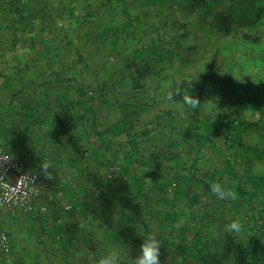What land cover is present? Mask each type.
<instances>
[{
	"label": "crops",
	"instance_id": "obj_1",
	"mask_svg": "<svg viewBox=\"0 0 264 264\" xmlns=\"http://www.w3.org/2000/svg\"><path fill=\"white\" fill-rule=\"evenodd\" d=\"M143 1L0 0V143L52 181L41 197L42 215L4 214L0 224L11 252L0 250V264H86L81 251L62 255L63 246L48 240L52 234L43 223H52L54 235L70 234L79 222L84 226L81 215L65 205L76 209V196L94 208L90 191L102 183L101 149L116 148L129 137L144 164L138 170L147 174L145 160L157 139L189 136L195 112L193 104L183 103V96L186 102L191 98L183 87L201 84L209 61L198 60L189 41L177 60L171 39L185 38L179 10L169 15L151 5L147 11ZM185 29L186 38L196 33ZM156 31L166 40L154 48ZM165 89L176 91L174 107L161 104ZM168 113L184 117L168 119ZM151 126L159 130L153 140L143 134ZM49 161L54 168L45 169ZM115 191L104 198L122 196ZM103 196L94 195L100 201Z\"/></svg>",
	"mask_w": 264,
	"mask_h": 264
},
{
	"label": "trees",
	"instance_id": "obj_2",
	"mask_svg": "<svg viewBox=\"0 0 264 264\" xmlns=\"http://www.w3.org/2000/svg\"><path fill=\"white\" fill-rule=\"evenodd\" d=\"M145 5L147 11L153 5L169 15L174 8L179 10L178 29L185 38L171 39L177 60L186 55L189 41L198 60L209 61L202 83L183 87L198 101L189 116V136L181 134L179 141L157 139L155 151L145 160L148 175L138 170L144 164L129 137L116 148H100L104 160L98 170L103 179L90 191L94 208L76 196V209L69 203L68 211L81 215L84 226L79 222L70 234L54 235V226L46 221L44 231L52 234L48 240L60 242L62 255L81 251L86 264H96L114 244L122 246L129 258L138 255L143 239L137 231L143 226L162 243L160 264H264V0H145ZM186 26L194 28V36L186 38ZM164 34L156 31L150 47L165 42ZM245 74L251 75L250 81H243ZM160 86L151 90L157 92ZM158 132L151 126L143 134L151 140ZM43 176L48 190L52 181ZM212 183L227 186L233 198H215ZM113 189L122 196L105 199L104 193ZM94 195L103 196L102 201ZM44 212L45 207L41 214H25L39 217ZM237 217L243 223L240 235H213L212 225ZM127 257L123 264H130Z\"/></svg>",
	"mask_w": 264,
	"mask_h": 264
},
{
	"label": "built area",
	"instance_id": "obj_3",
	"mask_svg": "<svg viewBox=\"0 0 264 264\" xmlns=\"http://www.w3.org/2000/svg\"><path fill=\"white\" fill-rule=\"evenodd\" d=\"M48 179L38 168H28L20 157L4 149L0 143V222L6 213L41 214V202ZM7 193V194H6ZM70 205H65L69 209ZM0 250L8 254L10 241L0 225Z\"/></svg>",
	"mask_w": 264,
	"mask_h": 264
},
{
	"label": "clouds",
	"instance_id": "obj_4",
	"mask_svg": "<svg viewBox=\"0 0 264 264\" xmlns=\"http://www.w3.org/2000/svg\"><path fill=\"white\" fill-rule=\"evenodd\" d=\"M175 92V90L169 91L165 89L160 97L161 104L169 108L174 107L177 104V101L173 99V94ZM183 103L198 105V101L192 97L186 102L183 96ZM44 168H54V161H49ZM210 192L218 200H229L232 199L234 195L228 190L227 186H222L218 183H212L210 185ZM210 230L216 237L221 236L224 233L238 236L243 231V223L238 217L229 218L222 225H212ZM137 232L143 239L138 255L129 258L122 246H116L114 244L106 251L102 252L98 257L96 264H123L125 256L130 261V264H160L159 256L160 246L162 244L160 240L153 233L147 231L143 226H141Z\"/></svg>",
	"mask_w": 264,
	"mask_h": 264
},
{
	"label": "rangeland",
	"instance_id": "obj_5",
	"mask_svg": "<svg viewBox=\"0 0 264 264\" xmlns=\"http://www.w3.org/2000/svg\"><path fill=\"white\" fill-rule=\"evenodd\" d=\"M251 75L250 74H245V76L242 78L243 79V81H250L251 80ZM9 239V238H8ZM10 241V240H9ZM11 247V246H10Z\"/></svg>",
	"mask_w": 264,
	"mask_h": 264
}]
</instances>
